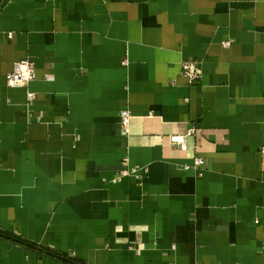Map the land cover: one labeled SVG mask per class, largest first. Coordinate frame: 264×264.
Returning <instances> with one entry per match:
<instances>
[{
	"label": "crops",
	"instance_id": "obj_1",
	"mask_svg": "<svg viewBox=\"0 0 264 264\" xmlns=\"http://www.w3.org/2000/svg\"><path fill=\"white\" fill-rule=\"evenodd\" d=\"M262 145L264 0H0V264H264Z\"/></svg>",
	"mask_w": 264,
	"mask_h": 264
},
{
	"label": "built area",
	"instance_id": "obj_2",
	"mask_svg": "<svg viewBox=\"0 0 264 264\" xmlns=\"http://www.w3.org/2000/svg\"><path fill=\"white\" fill-rule=\"evenodd\" d=\"M181 74L188 80L189 83L193 84L197 82L201 77V70L195 60H185L181 65ZM36 78L35 63L30 59H20L14 63L13 70L7 73L6 81L11 87H24L28 85L32 80ZM131 113L128 109L121 111V125L126 132L129 131ZM194 132V129H188L186 133L172 135L170 141L174 144H178L181 148H186V137ZM260 153L264 156V145L260 147ZM205 160L201 157L194 159L196 166L202 167ZM135 172L136 169L131 170ZM127 173L124 170L123 174Z\"/></svg>",
	"mask_w": 264,
	"mask_h": 264
}]
</instances>
